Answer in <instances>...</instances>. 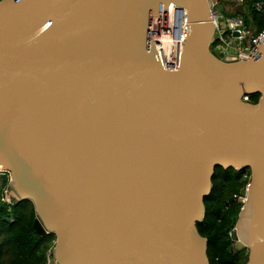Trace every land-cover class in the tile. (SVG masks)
<instances>
[{"label":"water","instance_id":"water-1","mask_svg":"<svg viewBox=\"0 0 264 264\" xmlns=\"http://www.w3.org/2000/svg\"><path fill=\"white\" fill-rule=\"evenodd\" d=\"M169 5L187 26L173 70L150 39ZM212 11L0 0V169L36 233L55 235V264H209L196 223L218 166L250 169L237 244L264 264V39L248 59L218 57Z\"/></svg>","mask_w":264,"mask_h":264},{"label":"trees","instance_id":"trees-1","mask_svg":"<svg viewBox=\"0 0 264 264\" xmlns=\"http://www.w3.org/2000/svg\"><path fill=\"white\" fill-rule=\"evenodd\" d=\"M255 1L264 0H231L232 15L242 14L244 19L250 18L254 31L264 27V9L256 10ZM244 6L245 9L239 6ZM240 8V9H239ZM215 44V43H214ZM213 43L210 46V49ZM259 93L248 95V101L256 103ZM250 169H234L232 167L215 168L211 178L210 192L204 196V215L196 223L200 235L207 240L206 254L209 264H246L249 249L233 247V235L239 211L243 204L240 190L250 180ZM0 182L2 189L8 185ZM36 213L31 200H15L10 203L0 199V264H45L46 252L54 246L55 235L46 233L39 235L33 227Z\"/></svg>","mask_w":264,"mask_h":264},{"label":"built area","instance_id":"built-area-1","mask_svg":"<svg viewBox=\"0 0 264 264\" xmlns=\"http://www.w3.org/2000/svg\"><path fill=\"white\" fill-rule=\"evenodd\" d=\"M169 6L174 7L173 5ZM212 6H214V4H212ZM254 7L259 11H262L264 9V5L261 1H255ZM167 9L163 11L161 17L151 18L150 39L151 41H153V46L156 48V51L159 54V59L162 67H164L165 69L173 70L176 69L180 63L182 44L186 37L187 26L184 17L182 18L181 23H178L175 18V22L172 25L173 27H170V29H168V23L166 21H162V17L166 18L164 15L166 14ZM220 17H222V15L218 11H215L213 9L211 13V19L215 25L216 30L213 44H216V46H214V49L216 52H218V57H224L225 59L231 61H240L252 57V55L258 50V44H260L264 39V27L255 32L252 27L250 30L248 29L246 20L242 15L236 14L234 16H228L225 18L224 26L226 27V29H228V31H230L231 38L229 41H227L221 34L216 35V32H219L222 29V24L219 22ZM153 22H155L156 25L161 26V28L163 27V34L170 35H167L170 45L161 41L160 36L158 37V35H154L152 29ZM233 32H236L237 35H233ZM247 35H249V38L247 40V43H244L243 41ZM165 46H171L170 56H167L165 52ZM2 174L8 175V185L2 191L3 193L0 199L1 201L10 203L11 200L7 199V189L10 186V176L9 173L0 169V177ZM45 264H55L53 247L46 252Z\"/></svg>","mask_w":264,"mask_h":264},{"label":"rangeland","instance_id":"rangeland-1","mask_svg":"<svg viewBox=\"0 0 264 264\" xmlns=\"http://www.w3.org/2000/svg\"><path fill=\"white\" fill-rule=\"evenodd\" d=\"M210 1H211V3L214 4V6H215L214 10H215V11H218V12L222 15V17H220V19H219V22L222 24V29H221V31L216 32V35H217V34H221V35L225 38V40L229 41L230 38H231V34H230V31H228V29H226V27L224 26L225 18L228 17V16H234V15H236L237 13L234 14V15H232V10H235V9H237V8H235V7L231 8V0H210ZM238 6H239V5H238ZM239 7H241V9H242V7L245 9V7H244L243 5H242V6H239ZM239 9H240V8H239ZM238 14H240V13H238ZM240 15H242V14H240ZM242 16H243V15H242ZM247 27H248L249 30H250L251 27H252V25H251V23H250V18H249V17L247 18ZM252 29L254 30L253 27H252ZM248 38H249V35H247V36L245 37V39H244L243 42H244V43H247ZM5 175H6V174H2L1 177H0V182L2 183V185L5 184V179L3 178ZM5 187H6V186H4L2 190H4ZM6 189H7V188H6ZM7 196H8L7 199H10L11 201H15V200H16V197H17L15 194H13L12 189H11L10 186H9V188L7 189ZM239 201H240L242 204H243V203L246 204V199H244V198H240ZM231 238L233 239V247H234L235 249L243 248V247H240V246L237 244V240H239V237H238V235H237V233H236V228H234V232H233V235L231 236ZM240 241H241V240H240Z\"/></svg>","mask_w":264,"mask_h":264},{"label":"bare ground","instance_id":"bare-ground-1","mask_svg":"<svg viewBox=\"0 0 264 264\" xmlns=\"http://www.w3.org/2000/svg\"><path fill=\"white\" fill-rule=\"evenodd\" d=\"M212 8L214 9L215 6H212ZM166 18H163L162 17V21H166L168 23V29H170V27L172 28L174 22H175V12H174V7L172 6H169L167 11H166V14L164 15ZM246 24H247V21H246ZM152 29H153V32H154V35L158 37L160 36V39L161 41L167 43L168 45H170L169 41H168V36H170L169 34H163V27L161 28V26H158L155 24V22H153V26H152ZM165 52L167 54V56H170V53H171V46H165ZM246 202H247V199H246Z\"/></svg>","mask_w":264,"mask_h":264},{"label":"flooded vegetation","instance_id":"flooded-vegetation-1","mask_svg":"<svg viewBox=\"0 0 264 264\" xmlns=\"http://www.w3.org/2000/svg\"><path fill=\"white\" fill-rule=\"evenodd\" d=\"M214 46H216V44L212 45L211 49L215 51ZM216 53L218 54V52H216Z\"/></svg>","mask_w":264,"mask_h":264}]
</instances>
